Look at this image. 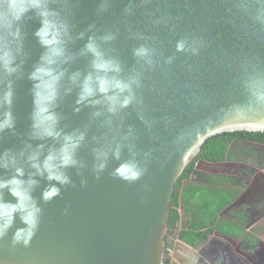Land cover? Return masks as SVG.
I'll return each instance as SVG.
<instances>
[{
  "label": "water",
  "instance_id": "obj_1",
  "mask_svg": "<svg viewBox=\"0 0 264 264\" xmlns=\"http://www.w3.org/2000/svg\"><path fill=\"white\" fill-rule=\"evenodd\" d=\"M11 3L0 0V264H165L175 186L205 141L264 132V0ZM132 77L121 108L129 93L111 84ZM129 162L135 180L117 172Z\"/></svg>",
  "mask_w": 264,
  "mask_h": 264
},
{
  "label": "flooded vegetation",
  "instance_id": "obj_2",
  "mask_svg": "<svg viewBox=\"0 0 264 264\" xmlns=\"http://www.w3.org/2000/svg\"><path fill=\"white\" fill-rule=\"evenodd\" d=\"M231 149L237 154L233 159L217 162L197 159L195 170L185 178L183 188L193 183L203 189L211 181L224 180L237 195L224 208L221 218L235 228L219 231V216L218 224L206 239L197 238L191 244L175 237L166 246L169 264H261L264 261V142L236 138ZM237 229L242 231L240 235Z\"/></svg>",
  "mask_w": 264,
  "mask_h": 264
},
{
  "label": "trees",
  "instance_id": "obj_3",
  "mask_svg": "<svg viewBox=\"0 0 264 264\" xmlns=\"http://www.w3.org/2000/svg\"><path fill=\"white\" fill-rule=\"evenodd\" d=\"M236 138L238 140L252 139L264 142V132H224L213 135L205 141L201 152L187 166L175 186L168 221L169 231L166 236V246H170L175 237H180L191 244L197 238L206 239L208 233L212 232L218 224L219 216L224 208L237 195V192L227 187L228 184L224 180L211 181L203 189L193 183H187L183 188L185 178H189L195 170L197 159L204 158L217 162L235 158L237 154L232 151L231 144ZM225 188H228V191L222 192ZM227 224V221L224 220L222 227L228 229ZM165 264H169L167 258Z\"/></svg>",
  "mask_w": 264,
  "mask_h": 264
},
{
  "label": "clouds",
  "instance_id": "obj_4",
  "mask_svg": "<svg viewBox=\"0 0 264 264\" xmlns=\"http://www.w3.org/2000/svg\"><path fill=\"white\" fill-rule=\"evenodd\" d=\"M16 5V0H12V3L10 5V7L15 8ZM34 6L36 7H40L41 6V0H34ZM24 9H21V11H23ZM42 16L47 17L49 15V13L47 11H43L40 13ZM16 19H19V14L15 15ZM48 21L45 20L44 21V25L45 28L47 27ZM42 36H47V31L46 30H41L40 33ZM88 48L93 51L94 53H96L97 55H99L98 52H96V48L95 45L93 43H89L88 44ZM177 49L178 50H183L184 49V43L181 41L177 44ZM135 54L137 56L140 57H145L148 55V50L141 47L139 49L136 50ZM150 62V61H149ZM97 67H101V68H111L114 71L119 72L120 68L119 65L114 63V62H105V63H101L98 64ZM10 71H12L13 69H9ZM133 83H138V77H132L130 78V81L125 82L122 80H115L111 86L115 87L116 89H118L121 93L127 91L129 93V95L125 96L123 100L119 101V107H127L129 105V103L131 102V100L133 99V95H132V84ZM110 82L107 80H102L100 82V86H99V91L101 93L106 94V98L109 101V111L110 112H115L117 111V98L115 96H109L107 95V93H109L110 91ZM93 95V89L88 86V84L86 83L83 89V92L81 93V100H84L86 97ZM54 98V94L52 96H49L48 99L51 100ZM94 103H98V101H93ZM46 110V109H45ZM49 119H52V117H49ZM49 134H51V132H49ZM69 139H71L69 137ZM83 139V135L81 134L78 138L76 143L79 142V140ZM75 146V145H74ZM116 155H119V149L117 148L116 150ZM63 163L65 165L69 164V163H75V160H73L71 158V156L67 153V151L65 152V155L63 157ZM98 169H102L104 167V163L101 162L98 166ZM118 174L128 180H135L137 179L140 175H141V170L137 167V165L135 163H124L122 164L118 169H117ZM55 175V179L60 180L62 183L67 182V177L61 175V174H53L50 172V178H52V176ZM13 192L16 193L17 195H19L18 192H16V189H13ZM58 189L56 188H52L50 191H47L44 193V197L45 199H49L51 198L53 195L57 194ZM39 210L35 207H32L31 210H29L27 212V214L24 216V219L28 222V224L30 225V229L28 231V233L25 236V240L24 242L27 243L28 242V238L31 236L32 231L31 229H34L36 226V214ZM11 223V217H9L7 220H5V222L3 224H0V234H3V231L9 226V224ZM21 238V234L17 233L16 239L19 240Z\"/></svg>",
  "mask_w": 264,
  "mask_h": 264
},
{
  "label": "crops",
  "instance_id": "obj_5",
  "mask_svg": "<svg viewBox=\"0 0 264 264\" xmlns=\"http://www.w3.org/2000/svg\"><path fill=\"white\" fill-rule=\"evenodd\" d=\"M223 221L224 220H223V218H221V214H220V222H219V226H220L219 228H220V230L219 231H222V232H224V231L226 232L227 231L228 232V229L229 228H235L234 225H230V224H227L228 225V229L225 228V227H222ZM237 230H238L237 234L240 235L242 233V231L240 229H237Z\"/></svg>",
  "mask_w": 264,
  "mask_h": 264
},
{
  "label": "rangeland",
  "instance_id": "obj_6",
  "mask_svg": "<svg viewBox=\"0 0 264 264\" xmlns=\"http://www.w3.org/2000/svg\"><path fill=\"white\" fill-rule=\"evenodd\" d=\"M216 180V179H215ZM217 181V180H216ZM228 191V188H225V190H222V192Z\"/></svg>",
  "mask_w": 264,
  "mask_h": 264
}]
</instances>
